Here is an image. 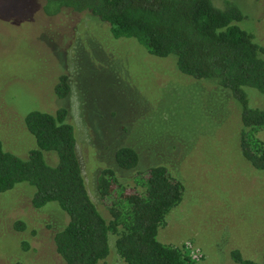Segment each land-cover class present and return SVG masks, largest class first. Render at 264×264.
<instances>
[{"label":"rangeland","instance_id":"374dc122","mask_svg":"<svg viewBox=\"0 0 264 264\" xmlns=\"http://www.w3.org/2000/svg\"><path fill=\"white\" fill-rule=\"evenodd\" d=\"M245 2L246 18L239 25L264 46V0ZM43 6L44 0H0L4 148L24 156L30 146L25 115L64 107L88 196L99 209L106 211L97 177L104 168L116 170L112 156L129 147L138 164L131 171H116L121 182L133 185L138 171L161 166L184 188L182 201L158 230L161 243L190 247L200 264H234L232 251L259 261L264 251V172H256L241 156L239 120L232 112L236 105L205 82L180 74L172 57L151 56L133 39H114L106 24L86 13L48 17L52 14ZM62 14L68 15V26L56 29ZM63 75L70 91L59 99L54 90ZM252 101L261 99L256 94ZM258 138L264 141V129ZM25 185L0 194V264H46L21 250L18 237L4 234L12 232L16 220L41 228L67 220L53 203L33 209L30 191L22 190ZM114 242L110 235L109 254L100 264H124Z\"/></svg>","mask_w":264,"mask_h":264},{"label":"trees","instance_id":"16d2710c","mask_svg":"<svg viewBox=\"0 0 264 264\" xmlns=\"http://www.w3.org/2000/svg\"><path fill=\"white\" fill-rule=\"evenodd\" d=\"M245 1L44 0L43 11L86 13L106 24L114 39H133L151 56L172 57L180 74L227 95L236 105L241 156L264 172V141L258 138L264 129V46L239 25L246 18ZM68 81L59 77L54 90L59 99L69 95ZM256 94L259 103L252 101ZM50 112L31 111L22 119L30 137L24 156L7 151L0 140V194L26 184L21 187L30 191L33 209L53 203L67 220L41 228L20 219L4 234L18 237L21 250L46 264H100L109 254L110 235L124 264H200L190 247L157 239L165 217L182 201V184L161 166L138 171L133 185L124 184L116 171L135 169L138 155L120 147L111 158L116 170L104 168L96 180L102 211L86 190L69 111ZM230 255L234 264H264V251L259 261L238 251Z\"/></svg>","mask_w":264,"mask_h":264},{"label":"flooded vegetation","instance_id":"af4514ba","mask_svg":"<svg viewBox=\"0 0 264 264\" xmlns=\"http://www.w3.org/2000/svg\"><path fill=\"white\" fill-rule=\"evenodd\" d=\"M53 15H56V14L47 15V16L51 17ZM67 16H68L67 14H62V18H60V20L57 21L58 25H56V27H55L56 29H63V28L68 26L67 23H66L67 18H68ZM69 22H70V20H69ZM69 22H68V24H69Z\"/></svg>","mask_w":264,"mask_h":264},{"label":"built area","instance_id":"2783aa9c","mask_svg":"<svg viewBox=\"0 0 264 264\" xmlns=\"http://www.w3.org/2000/svg\"><path fill=\"white\" fill-rule=\"evenodd\" d=\"M192 258L195 259V258L193 257V254H192ZM195 260H196V259H195Z\"/></svg>","mask_w":264,"mask_h":264}]
</instances>
